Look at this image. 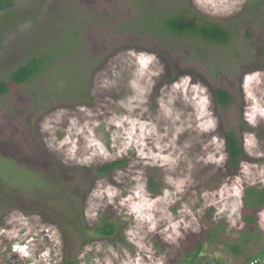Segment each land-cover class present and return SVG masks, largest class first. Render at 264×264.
Wrapping results in <instances>:
<instances>
[{
    "label": "rangeland",
    "instance_id": "1",
    "mask_svg": "<svg viewBox=\"0 0 264 264\" xmlns=\"http://www.w3.org/2000/svg\"><path fill=\"white\" fill-rule=\"evenodd\" d=\"M182 4L230 42L141 34L136 0H15L0 12V78L56 57L0 103V264H181L195 251L194 264H245L264 249V209L244 254L225 246L246 228L244 189L264 187V0ZM72 21L83 36L65 42ZM215 88L234 95L228 108ZM228 131L253 163L230 168ZM104 218L115 237L82 234Z\"/></svg>",
    "mask_w": 264,
    "mask_h": 264
},
{
    "label": "trees",
    "instance_id": "2",
    "mask_svg": "<svg viewBox=\"0 0 264 264\" xmlns=\"http://www.w3.org/2000/svg\"><path fill=\"white\" fill-rule=\"evenodd\" d=\"M156 1V0H155ZM160 1V0H159ZM183 0L173 2L170 7L162 8L160 5L155 6L152 0H136L139 14L136 26L141 31V34L146 33L147 30H155L160 34L172 38L187 37L201 41L206 44L212 45H226L231 40L230 32L222 25L214 23L206 19L196 18L190 15L187 8L182 4ZM250 4L255 3L257 0H248ZM15 0H0V12H7L14 7ZM245 10V14L248 13ZM77 21H72L68 29L67 39L73 37L79 38L83 36L76 28ZM135 27V29L137 30ZM113 36V34H111ZM64 43V42H63ZM69 45V44H68ZM69 47L67 50H70ZM55 49V48H54ZM56 51V49H55ZM50 51V55L56 56L57 51ZM56 58V57H55ZM55 58H48L44 54L31 58L27 63L19 66L17 69L10 72L8 75L0 78V103L8 95L13 92V89L18 87H27L40 79L49 71L50 62ZM77 91V90H76ZM80 96L87 97V93H81ZM214 96L217 104L225 109L228 108L233 102V94L223 88H215ZM226 137V150L229 155L228 165L231 169L236 170L239 168L242 161L253 163L254 159L250 158L243 149L242 140L233 131L225 133ZM123 165V162L117 161L103 166L96 170L99 177H103L112 173ZM264 209V187L253 186L247 187L243 191L242 203V221L245 224V230L241 234L237 243H225L227 249L234 252L235 255L240 256L245 253L250 245L253 237L259 232V225L257 220V213ZM94 234L100 238H112L117 235V225L109 218H104L102 224L94 231H89L84 227L82 234L88 236ZM218 231L211 229L209 236L216 239ZM198 251L192 252L189 257L181 264H194L198 258ZM259 260V261H258ZM258 261L256 264H264V249L248 260L245 264H250ZM65 264H69L66 262ZM74 264V263H70Z\"/></svg>",
    "mask_w": 264,
    "mask_h": 264
},
{
    "label": "clouds",
    "instance_id": "3",
    "mask_svg": "<svg viewBox=\"0 0 264 264\" xmlns=\"http://www.w3.org/2000/svg\"><path fill=\"white\" fill-rule=\"evenodd\" d=\"M141 63L146 65L147 61L144 58H141Z\"/></svg>",
    "mask_w": 264,
    "mask_h": 264
}]
</instances>
